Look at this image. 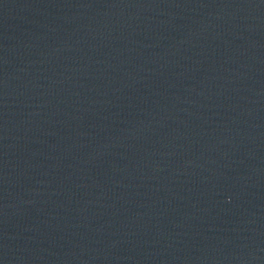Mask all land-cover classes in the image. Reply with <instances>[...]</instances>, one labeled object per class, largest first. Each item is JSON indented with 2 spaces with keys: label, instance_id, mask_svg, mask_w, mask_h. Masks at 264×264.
<instances>
[{
  "label": "water",
  "instance_id": "water-1",
  "mask_svg": "<svg viewBox=\"0 0 264 264\" xmlns=\"http://www.w3.org/2000/svg\"><path fill=\"white\" fill-rule=\"evenodd\" d=\"M0 264H264V0H0Z\"/></svg>",
  "mask_w": 264,
  "mask_h": 264
}]
</instances>
